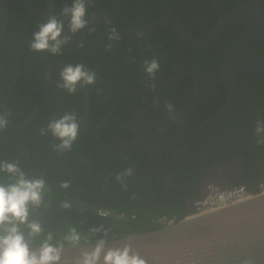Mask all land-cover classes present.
Segmentation results:
<instances>
[{"label":"flooded vegetation","instance_id":"af4514ba","mask_svg":"<svg viewBox=\"0 0 264 264\" xmlns=\"http://www.w3.org/2000/svg\"><path fill=\"white\" fill-rule=\"evenodd\" d=\"M11 1L13 0H9V20ZM15 1L34 15L22 3ZM29 1L41 10H46L49 6L48 0H45V7L37 5L32 0ZM116 1L121 3V0ZM176 8L180 10L179 7ZM151 9L154 10L152 11L154 19L148 20L144 14H140L138 19L133 17L134 23H129L131 22L129 21V9L119 20L115 16L117 12L114 14L104 6H99L97 10H93L91 17L86 16V19L91 21L96 17V25L88 26L85 29L87 38L81 31L72 35L73 39H86L83 42L70 41L74 44L88 43L91 36L94 35L100 37L99 61H96L92 66H86L91 71L102 64V67L93 71L99 72L96 76V83L92 87L96 106L92 105L93 96L89 86L83 88L85 102L80 110V112L82 111L81 115L75 104L66 103L63 90L59 87L61 83L60 71L64 66L54 64L62 62L75 65V63L66 61L62 58L63 55L59 59L53 60L49 53L34 52L30 48L31 39L20 43V32L8 31V20L5 32L0 35V52L1 50L5 51L0 53V114H6L9 119L7 129L0 133V161H19L20 167L27 176L38 177L47 173L54 176L57 179L56 182L69 180L71 187L68 190L83 199L86 198L87 202L96 200L99 205L106 203L107 196L122 197L125 191L129 197L131 194L134 196V193L139 192H136V188L148 189L150 180H155L161 185V189H164L161 192L174 188L181 198L188 200L186 202L188 214L198 200L195 197L197 190L203 197L210 185L218 186L221 189L243 185L248 189L247 185L237 184L236 181H259L264 178V145L256 142L257 138L254 133L256 120L264 118V98L263 101H259L251 88H248L250 84L256 83L258 86L254 85L257 87V91L264 95V78L262 80L255 77L247 78L241 84L242 89H240L239 72L238 94L231 112L214 127L189 137V132L217 116L226 106L228 92L222 72V81L217 82L218 85H216V81L211 79L210 69L204 71L205 81L199 67L194 65L180 67L181 58L190 54L182 51L179 40L190 47L192 46L169 27L145 36H160L162 34L160 38L167 40V45L170 44L168 52L164 51L167 46L159 48L157 52L154 50L156 48L148 47L146 52H140L135 57L136 62L129 61V46L126 44H129L130 41L109 40L110 34L107 35L108 17L113 18L117 30L124 32L147 27L158 20L175 19L183 23L195 38L201 40L207 38L221 18L215 25L201 26L200 31L205 32L202 34H206L207 30L210 31L205 38H198L189 29L186 19L183 21V19L171 16L170 10L164 9L162 5ZM155 9L157 10L155 11ZM18 10L20 11V9ZM20 16L22 17L21 14ZM36 17L43 20L48 18ZM64 31L71 35L66 28ZM176 37L179 40H176ZM238 47L246 48L243 46L231 48L225 54L223 66L227 54ZM168 54L171 56L166 58ZM153 58H158L160 71L156 73L155 80H149L143 71V62ZM164 64L166 66L161 67ZM7 65L9 70H7ZM10 65H13L12 69ZM17 65L20 71L18 76H16ZM129 68L134 69L136 75H129ZM165 68L173 72L166 75ZM188 68L200 71L202 86L197 107L185 127L180 125V120L196 91L197 83L194 76L189 75L179 82L164 85L142 94L129 95L130 92L142 88L153 85L160 86L177 71ZM135 76L137 77L135 78ZM191 76L194 80V87L191 97L184 104L188 93L184 94L182 91L173 93L170 88ZM15 77H17L16 80H14ZM165 88L170 91L167 96L164 95L165 93L151 94ZM179 89L181 90V87ZM186 91L188 92V90ZM204 91L209 98L208 101L211 100V95L214 93L222 98L225 97V103L217 113H209V109L206 108L202 111L198 110ZM252 93L254 96L251 95ZM87 94H89V98ZM157 99L159 100L158 106L154 104ZM88 100L90 107L87 106ZM169 103L175 110L171 115L165 108V105ZM258 105L263 106L258 109V107L256 108ZM112 107V114L105 122ZM236 107L240 111L236 117H231ZM87 108H89L88 111ZM65 112L76 114L80 123V133L72 150L61 153L54 148V145L59 141L50 133L47 136H41L39 130L41 127H47L51 120L59 118ZM87 112L88 116H86ZM239 121L243 126L238 125ZM104 123L105 125L102 126ZM96 127H102L96 130V136L86 131V128ZM14 131L16 132L12 134ZM136 164L137 170H135ZM130 165L135 166L131 167ZM129 167L135 170V173L131 177H127L123 184L118 182L117 174L124 172ZM182 167H189L191 170L186 173ZM152 172L154 175H151ZM262 185L264 182L257 185L258 191H261ZM180 186L184 188L182 191ZM248 190L254 193V191Z\"/></svg>","mask_w":264,"mask_h":264},{"label":"trees","instance_id":"16d2710c","mask_svg":"<svg viewBox=\"0 0 264 264\" xmlns=\"http://www.w3.org/2000/svg\"><path fill=\"white\" fill-rule=\"evenodd\" d=\"M32 1L41 7L46 6L45 0ZM126 1L127 0H121V3H117L116 0H91V2L87 5V16L91 17L93 10H97L99 6H104V8L108 9L114 14L117 12L115 16L120 20L122 19L124 12L129 9V21H131L129 23H134L133 17L138 19L141 16L140 14H144L148 20L154 19L155 17H153L152 14V11L154 10L151 8L162 5L164 6V9L170 10L171 16L183 19V21L186 19L189 29H191V31L196 36H198V38H205L210 30H207L206 34H204V31H200V29H202L201 26H205L206 24L215 25L220 18L224 17L230 11L240 6L246 0H129L127 3ZM72 3L73 0H56V11L54 15H56L59 19L64 20L65 28L67 30L68 18L63 17L61 13L65 6L70 7ZM10 4V20L8 31L20 32V43L27 39H32L33 32L38 31L39 25L44 23L46 20L32 15L15 0L11 1ZM151 5H153V7H151ZM262 6L264 8V2ZM17 7L20 9V11L17 9ZM176 7H179L182 11L180 12V10H177ZM156 10L157 9H155V11ZM188 17L191 19L188 20ZM202 32L204 33L202 34ZM160 36H162V34H160ZM160 36H148L138 40L130 41L129 44L127 43L126 45L129 46V61L133 60V62H136L137 59H135V57L140 52H146L148 47L156 48L154 50L157 52L159 48L167 46L164 48V51L168 52L170 50V44L167 45L168 41L162 40ZM99 38V35H94L91 36L88 43H69L62 49V58L75 64L83 63L85 66H92L96 61H99L98 57L101 53ZM176 40H179L178 37H176ZM179 42L182 51L190 54L187 57L181 58L182 61L180 67H184L186 65H194L199 67L203 72L205 81L206 78L204 71L210 69L211 79L216 81V85H218L217 82L222 81L221 72L225 54L231 48L243 46L264 57V41L246 23H240L232 26L220 39L206 48H192L180 40ZM3 51L4 50H1L0 53H3ZM80 54H82V56H80ZM61 55L54 56L50 54L51 59L53 60L59 59ZM169 56L171 55L168 54L166 58ZM165 66L166 65L164 64L161 67L164 68ZM10 67L12 69L13 65H10ZM7 70H9L8 65ZM172 72L166 68L164 69V73L166 75ZM98 74L99 72L96 73V76ZM131 74L136 75V72L134 69L129 68V75ZM136 77L137 76H135V78ZM254 77L262 80L264 75L242 69L240 71L239 79L240 89H242L241 84L244 83L247 78ZM254 84L257 85L256 83H252L248 88H251V91L255 93L254 95L259 101H263L264 95L257 91V87H255ZM92 87L93 85L89 86L93 96L92 105L95 107V94L93 93ZM180 87L181 90L179 89ZM193 87L194 80L191 76L185 79V81H182L171 87L170 89L173 90V93L180 91H182L184 94L188 93V97L186 101H184L185 104L189 97H191ZM62 90L66 103L70 105L75 104V107L78 108V113L81 115L82 111L80 112V110H82L85 102L84 89H80L74 95H70L63 88ZM186 90H188V92ZM169 92L170 91L165 88L154 91L151 94L155 95L157 93H165L164 95L167 96ZM251 95L254 96L253 93ZM240 98L242 99V95ZM180 100L183 101L182 99ZM208 100L209 98L204 91L203 99L201 100L198 107L199 111L205 110L204 108H206L209 109V113H217L225 103V97L222 98L216 93L211 95L210 101ZM262 106L263 105H258L256 108L258 107L259 109ZM238 111L240 110L236 107L231 117H236ZM238 125L243 126L240 121ZM15 132L16 131L12 132V134ZM245 150L247 151V148H245ZM130 166L133 167L135 165ZM137 169L138 167L136 164L135 170ZM182 169L186 173L191 170L189 167H182ZM135 170H133V173H135ZM151 175H154V173L152 172ZM42 176H44L48 187L51 189L50 192L46 193V199L48 200L50 207L47 209L41 208L37 210L35 215L37 218L42 220L46 233L50 231L55 236H57V238H61L69 226L76 227L77 231L81 235L89 236L91 242H95L100 239L113 240L125 238L165 227L166 225L161 221V219L165 216L167 218H176V220L179 221L188 215V209L186 208V202L188 200L181 198V195H178L177 192L174 191V188L161 192L164 189H161V185L155 180H150V187H148V189L143 187L136 188V192H139L134 193V196L131 194L129 197L128 193L125 191L123 192L122 197L107 196L108 200L106 203L99 205L97 204L96 200L87 202L86 198L83 199L71 190L61 189L59 187L60 182H56L57 179L54 178V176H50L47 173L43 174ZM28 177L31 178L34 176ZM260 182H264V178L259 181H236L237 184L247 185L248 189L254 191V193L259 192L256 187ZM180 189L182 191L184 189L183 186H180ZM196 193V198H202L201 192L199 190H197ZM65 200L72 204V208L70 210H65L60 206L61 202ZM100 209L107 211V215L100 214ZM195 209L196 208L193 207L192 211L194 212ZM101 226L108 232L107 237L104 236V231L98 232L95 235H91V230L93 228H100Z\"/></svg>","mask_w":264,"mask_h":264},{"label":"water","instance_id":"95a60500","mask_svg":"<svg viewBox=\"0 0 264 264\" xmlns=\"http://www.w3.org/2000/svg\"><path fill=\"white\" fill-rule=\"evenodd\" d=\"M17 1L34 15L42 18L51 16L56 9V0H48L49 6L46 10L35 7L29 0ZM263 2L264 0H246L221 18L204 40L195 38L183 23L175 19L158 20L141 29H131L125 32L117 30L119 40H138L159 29L169 27L187 44L201 48L210 45L228 28L239 23L248 24L264 40ZM0 10L2 13L0 35H3L9 20V0H0ZM87 20L88 26L96 25V17L93 21ZM113 27L116 28L113 18L108 17L107 35L111 34L110 29ZM81 33L87 38L85 30H81ZM138 33L143 35H138ZM84 40L86 39L71 38V41L75 42ZM54 64L67 65L62 62ZM18 65L16 76L20 74ZM100 67L102 64L91 71L98 70ZM241 69L264 74V58L241 47L234 48L227 54L222 71L228 92L227 104L217 116L189 132V137L214 127L231 112L238 94V76ZM189 75L194 76L197 86L194 97L180 120V125L185 127L197 107L201 93L202 78L198 69L188 68L177 71L160 86L142 88L130 92L129 95L142 94L164 85H171ZM87 96L90 97L89 94ZM87 106L90 107L89 100ZM112 110L113 107L105 122L109 120ZM104 125L105 123L102 124ZM99 128L102 127L86 128V131L96 136V130ZM91 243L94 246L95 242ZM125 243H130L133 249L147 260L148 264H264V194L203 215L193 216V211H190L187 217L173 225L125 238L108 240V247H122ZM80 254L81 249L79 248L66 249L62 264H76Z\"/></svg>","mask_w":264,"mask_h":264},{"label":"clouds","instance_id":"9594fccd","mask_svg":"<svg viewBox=\"0 0 264 264\" xmlns=\"http://www.w3.org/2000/svg\"><path fill=\"white\" fill-rule=\"evenodd\" d=\"M90 2L91 0H73L70 7L63 8L61 15L68 18V31L71 35L64 31V20L51 15L39 25L38 31L33 32L30 48L36 53L61 55L72 35L88 28L86 16ZM119 38V32L113 27L109 40ZM159 69L158 58L143 62V71L149 80H155ZM60 79L59 87L74 95L80 89L94 85L96 73L83 63L67 64L60 71ZM154 104L158 106L159 100H155ZM165 108L170 115L174 114L172 104H166ZM8 124V116L0 114V133L7 129ZM39 131L41 136L50 133L59 141L54 145L55 150L66 153L72 150L79 137L80 123L75 113L65 112ZM254 133L256 142L264 145V118L256 120ZM132 175L133 169L129 167L117 174L116 180L123 184ZM59 187L68 190L71 181L63 180ZM50 191L44 176L29 178L19 161H0V264H62L66 249L75 248L81 249L76 264H148L130 243H125L122 247H108V240L100 239L93 246L89 236L81 235L74 226H69L61 238L50 231L46 233L42 220L35 213L41 208L50 207L46 199V193ZM60 206L65 210L72 208L67 200L61 202ZM101 231H104L105 237L108 236L102 226L93 228L91 235Z\"/></svg>","mask_w":264,"mask_h":264},{"label":"built area","instance_id":"2783aa9c","mask_svg":"<svg viewBox=\"0 0 264 264\" xmlns=\"http://www.w3.org/2000/svg\"><path fill=\"white\" fill-rule=\"evenodd\" d=\"M264 194V185H262L261 191L258 193L250 192L245 186L240 185L229 189H221L218 186L210 185L206 194L195 202V211L193 216L203 215L210 213L232 204L253 198L258 195ZM102 215H107L105 210H99ZM162 223L166 226L173 225L176 222V218L163 217Z\"/></svg>","mask_w":264,"mask_h":264}]
</instances>
